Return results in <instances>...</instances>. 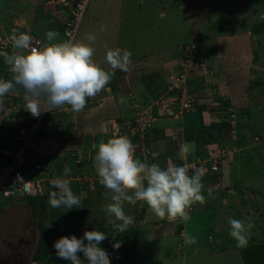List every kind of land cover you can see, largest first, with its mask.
<instances>
[{"label": "rangeland", "instance_id": "rangeland-1", "mask_svg": "<svg viewBox=\"0 0 264 264\" xmlns=\"http://www.w3.org/2000/svg\"><path fill=\"white\" fill-rule=\"evenodd\" d=\"M2 1L5 5L0 9V52H4L2 48H12L10 36L13 29L18 33L24 32L43 39H47L48 31H56L50 27L55 10L51 9V19L37 15L38 7L45 6L44 0ZM258 27L259 32L253 30ZM89 34L96 37L95 43L91 45L95 49L93 61L105 70L111 71L105 60L107 50L119 47L132 53L131 71L125 73L116 70L112 76V82L115 81L117 85L122 83L128 87L127 92L124 93L118 88V91L114 92L110 85H107L104 91L118 95L119 101L124 98L127 105L134 107L133 116H139L143 111L145 124L151 121L149 125L157 126L161 125L164 117L165 120L170 119L172 123H165L161 127L164 128L161 135L164 131H174L175 123L180 125L182 132L187 128L191 134L197 124L196 121L201 118L198 109L195 112L191 108L180 112L172 110L175 101L173 96H178V93L170 95L174 86L184 88L187 83L189 88L191 86L194 88L190 90L194 102L199 106L205 104L214 109L218 108L219 113H210L213 121L220 122L223 119L227 121L228 112L232 113L231 120L235 121L231 122L235 125L236 132L223 129L219 132L218 140L206 139L210 142L202 145L207 150V156L211 151L219 158L225 157L224 159L228 160V164H223L222 160L218 172L210 171L207 167L209 175L206 173L208 175L206 180L202 178L205 185L203 194L206 197L207 189L212 188L215 199L207 197V203L203 206L193 205L190 214L198 216L200 214L193 235H199L200 231L207 232L212 233L214 239V243L210 245L211 254L205 258L206 264H244L240 248L229 236L227 220L229 217L250 218L255 227L249 244L264 241V0H89L73 42L87 44ZM200 38L201 46L193 43ZM54 41L63 39L59 34ZM188 41L191 43L190 46L179 48ZM247 46V51H244ZM197 48L201 50L198 51ZM192 51L199 54L195 56ZM196 57L199 58V62L196 61ZM242 59L245 63L238 67L236 64ZM230 65L236 66L233 68ZM136 66L140 71L136 72ZM224 69H227L228 73H233L239 80L236 82V78H233V82L232 79L229 81L226 78L227 74L223 77ZM153 72L157 73L155 78L160 80H157V85L163 83V93L156 99L145 100L149 93L141 76ZM166 74L169 75L168 79L165 77ZM183 78L185 80L181 85ZM252 81L260 82L253 85ZM203 89H208L205 96L201 95L205 93ZM101 94L102 91L95 98ZM221 97L228 100L229 109H221ZM95 101L97 100L92 102ZM143 102L146 103V108H142ZM238 114L240 116H237ZM64 123V130L58 131L60 136L74 131L70 123ZM127 123L126 120L124 124ZM2 126L5 129L0 128V149L3 146L11 147L17 132L14 125ZM227 132L232 139H228ZM207 134L204 133L199 141L192 138V135L184 139L185 134L183 133L182 137L178 136L177 132L168 133L163 138L159 137L156 148L164 144V150L162 148V153L158 156L159 160L170 157L173 165H187L191 174L192 170L197 168L199 158L191 162L188 158L181 160L178 155L180 146L183 143L194 145L195 151L189 154L194 156L197 147H202L203 136H208ZM156 137L158 134H155ZM129 139L134 142L132 140L134 138ZM150 145L145 143L147 148ZM134 146L136 147V144ZM97 147L92 152L93 157L98 151ZM85 155L89 156L88 150ZM49 168L53 173L58 170L56 165L55 168L51 166ZM88 172L89 176H93L90 167ZM220 173L222 174L216 177ZM216 182L220 184H215ZM44 201L45 207L41 213L37 205L31 208L27 201L6 206L0 212V264H32L31 257L41 236L39 226L67 224L68 221L63 223L62 218L61 223H55L53 217L59 211L49 205L48 199ZM64 213L71 219L74 216L76 221L80 217L78 212ZM148 227L153 237L161 239L160 232L154 231L155 228L151 226ZM167 231L168 227L166 233ZM200 239L202 238H196L203 241ZM153 245L155 247H149L148 255L145 247L139 248L137 255L133 257L134 264H182L178 256L164 260L156 253L157 244ZM193 257L200 255L197 253ZM59 261L62 262L61 259ZM46 264L60 263L51 259Z\"/></svg>", "mask_w": 264, "mask_h": 264}, {"label": "clouds", "instance_id": "clouds-1", "mask_svg": "<svg viewBox=\"0 0 264 264\" xmlns=\"http://www.w3.org/2000/svg\"><path fill=\"white\" fill-rule=\"evenodd\" d=\"M49 1L47 3L52 4ZM62 13L60 10L57 14L59 23ZM51 20L54 22V19ZM59 34L62 37L61 32L48 31L47 39L38 37L43 42L49 43L48 46L38 49L32 46L33 35L18 33L13 29L10 36L11 52H0V56H3L5 61L4 68L6 69L8 65L14 74L11 80H4L7 69L0 75V113L6 111L5 103L10 105L8 97L14 100L13 94L17 86L24 89L25 110L35 118L40 117L44 112L64 108L65 105L70 106L74 112H80L86 107L89 98H94L105 89L116 70L125 73L131 71L133 61L130 51L119 47L107 50L105 60L111 69L108 71L93 61L95 49L91 45L96 40L94 34L88 35L89 43L87 44L73 42L74 40L66 41L63 37V41H54ZM23 52L26 54H22ZM124 102V98H121L120 103ZM49 115L45 117V120ZM28 123L27 120L22 123L4 121L0 124V128L5 129L2 124L14 125L18 132L22 125L27 127ZM41 127L42 125L39 128ZM15 142L16 137L13 145ZM35 147L30 154L29 167L33 170L35 163H41L45 174L47 168L45 163L34 160ZM194 151V145L183 143L178 155L181 160H184ZM94 166L99 183L108 190L106 199L110 200L102 206L101 211L106 214L108 224L112 225L117 233L127 232L134 224L133 217L124 211L125 203L135 206L137 202H145L148 210L157 218L170 222L180 221L185 224L191 218L190 212L193 205L203 206L207 203L203 194L204 168H194L190 174L187 165L170 164L166 168L156 163L149 165L136 158L135 146L126 136L101 142L94 157ZM71 172L72 169L68 166L64 167L62 177H57L50 172L49 174L56 179L51 181L48 191L42 195L26 194L13 199V196H3L0 192V212L6 206L26 201L24 199L29 196H46L51 189H55L49 195V205L52 208L71 210L82 207L81 198L70 187L71 181L68 177ZM36 173L38 172L33 171L29 176L33 177ZM28 184L30 182L26 183V189ZM207 196L215 199L212 188L207 189ZM227 223L229 236L236 241V246L246 248L255 227L251 219L229 217ZM107 238V234L98 229L86 230L81 238L75 235L59 238L54 242L53 247L57 258L70 261L71 264H85V261L87 264H111L109 254L100 246ZM182 238L187 245L197 242L196 238L187 232L182 233ZM119 247L121 243L113 244L114 249ZM78 253H83V259Z\"/></svg>", "mask_w": 264, "mask_h": 264}, {"label": "crops", "instance_id": "crops-1", "mask_svg": "<svg viewBox=\"0 0 264 264\" xmlns=\"http://www.w3.org/2000/svg\"><path fill=\"white\" fill-rule=\"evenodd\" d=\"M97 94L96 96H98ZM118 95L114 93L100 95L97 98L90 99L88 105L83 111L74 112L69 111L70 106L65 105L64 108L56 109L45 120L44 125L37 131L36 143L37 146L34 149L35 161H43L47 166V174L53 173L49 167L58 168L55 170L54 175L57 177L63 176V169L68 166L72 169L68 179H70V187L72 191L81 198L82 207L73 208L71 210H64V208H55L59 211L57 215L53 217L56 220L55 223H63L68 221L67 224H51L46 226L50 229L49 233V248L46 254V259L40 262H33L32 264H46L49 261L54 260L60 264H71L70 261L57 258L56 251L53 247L54 242L63 236L75 235L77 238L83 237L86 230L91 231L98 229L107 234V239L101 243V247L109 254L111 258V264H134V256L137 255L138 249L145 247L147 255L149 254V247H155L153 244H157L156 253L164 260L171 256H178L182 264H206L209 254H211L210 245L214 243L213 236L207 232H201L199 235H193L194 226L199 220V216L196 214H190V220L187 224L180 221L170 222L166 219L161 220L157 218L153 213L148 210V205L145 202H137L135 207H131L128 204L123 205L124 211L127 215H130L134 219V224L131 225L127 232L117 233L112 225L108 224L106 214L101 211L104 204L110 202L106 199V193L108 190L99 183V177L94 166V157L92 153L96 146H99L101 142H107V140L127 135L125 130L126 124L124 122L130 121L133 118L134 107L127 105L126 100L124 103H120ZM97 100L95 102H92ZM119 101V102H118ZM72 112V114H71ZM209 113H204V123H210L213 121ZM65 116H67L65 118ZM71 116V117H70ZM163 118L160 122L161 126L165 123H172L169 120ZM209 121V122H208ZM71 124L74 127V131L69 132L65 136H60L58 131L64 130V125ZM174 123V122H173ZM163 129V128H162ZM179 129V130H178ZM181 127L174 128V131H164L161 135L160 129L155 133L158 137L154 139L153 132H150L149 139H146V144H151L149 153H140L139 149L135 147V156L142 162H146L149 165L156 163L162 168H166L172 162L170 157H164L165 160H159L158 156L164 150V144L157 146V139L163 138L168 133L177 132L178 136H183ZM62 137V139L60 138ZM129 137V136H128ZM65 138V139H63ZM83 139H85L83 141ZM167 139V138H166ZM133 140V139H132ZM85 142H88L86 145ZM135 144V142H133ZM133 144V145H134ZM82 149V151H81ZM87 150L89 156L85 155ZM98 150V147H97ZM49 162L51 164H47ZM90 164V165H87ZM89 167L93 170V176H89ZM78 168V169H77ZM81 172V173H79ZM209 175V173H207ZM205 175L202 177L204 180ZM211 176V175H210ZM218 180V178H217ZM220 181V180H218ZM215 184H220L216 182ZM55 189H51L54 191ZM50 191V192H51ZM50 192L43 198L49 201ZM206 196V200H208ZM66 211L78 212L79 218L73 216L71 219ZM57 213V212H55ZM155 219V220H154ZM153 225V226H152ZM161 225V226H160ZM155 228L154 231H158L162 234L161 239L153 237L149 232V227ZM163 227V228H162ZM166 227L168 231L166 233ZM187 232L189 235L195 238H202L193 245H187L184 243L182 233ZM115 234V236L113 235ZM170 234V235H166ZM211 238V239H210ZM156 240V241H154ZM86 242V241H85ZM121 243V247L118 249L113 248V244ZM199 254L200 257H193L195 254ZM83 259V253H78ZM205 255V257H204ZM203 256V257H202ZM193 258V259H192ZM164 260H162L164 262ZM85 264L87 262L85 261Z\"/></svg>", "mask_w": 264, "mask_h": 264}, {"label": "built area", "instance_id": "built-area-1", "mask_svg": "<svg viewBox=\"0 0 264 264\" xmlns=\"http://www.w3.org/2000/svg\"><path fill=\"white\" fill-rule=\"evenodd\" d=\"M49 2L56 6L64 7L61 10L63 13L60 17L61 34L66 41H73L79 30L89 0H51ZM32 37L33 47L42 49L49 45V43L43 42L38 37ZM22 54L26 53L23 52ZM6 69L7 72L4 80H11L14 74L11 72L8 65ZM184 80L183 78L182 82H180L181 85L184 83ZM174 89H180V91H177L178 103L172 105V110L180 112L191 108L195 100L192 98L186 85L184 88L174 86ZM13 95L14 100L8 97L12 106L5 103L6 111L0 113V124L4 121L22 123L24 120L29 121V123L27 127H23L22 125V127L19 128L16 134L15 145L11 147L4 146L0 149V192L3 196L9 195L13 196V199H18L26 194L42 195L46 193L51 181L56 179L52 174L48 175L47 173H43V166L41 163H35L33 170L29 167L30 154L32 149L36 146V131L44 124L45 117L53 113L56 109L52 112H44L40 117L35 118L24 108V89L17 86V90ZM180 102H182L181 105H179ZM143 118H145V113L142 111L139 116H135L133 120L128 121L125 126L127 132L126 136L134 138L133 140L136 144V148L140 150V153H149V149L145 146L146 139L148 138L146 134L153 124L149 125L150 121L146 123V125ZM217 157L218 155H216V153L210 151L204 160H197L196 166H208L211 171L215 170L214 172H216L219 164L223 160V157H218V160ZM219 160L220 162H218ZM206 163H209V165H206ZM33 171L38 173L30 177L29 174ZM28 182H30V184H28V188L26 189L25 185Z\"/></svg>", "mask_w": 264, "mask_h": 264}, {"label": "trees", "instance_id": "trees-1", "mask_svg": "<svg viewBox=\"0 0 264 264\" xmlns=\"http://www.w3.org/2000/svg\"><path fill=\"white\" fill-rule=\"evenodd\" d=\"M49 0H44V3L43 4H45V6H42L41 5V7H38V9H37V15L38 16H41L42 18H50L51 19V16H52V12H51V9H53V10H55V12H53L54 13V16H53V19H54V22H52V24L50 25V27L51 28H53L54 30H59L58 32H61V25H60V23L58 22V18H57V14H58V12L60 11V10H62L64 7H62V6H57L56 8L52 5V4H50V3H47ZM5 5V2H3L2 0H0V9L3 7ZM49 9H50V11H49ZM59 16H60V14H59ZM262 24V23H261ZM254 31H257V32H259V30H260V27H258V28H255V29H253ZM197 38V37H196ZM199 38V37H198ZM201 40H202V38H200V39H196V40H194L195 42H193V43H195V44H197V46H201V44H202V42H201ZM188 43V44H187ZM185 44V45H184ZM184 44H182V45H180L179 46V48L181 47V48H185L186 46H190L191 45V43H189V41L188 42H186V43H184ZM248 46H249V44H248ZM248 46L247 47H245V49H244V51H247V48H248ZM2 50L4 51V52H7V53H10L11 52V48H2ZM197 50L199 51V50H201L200 48H197ZM193 53H194V55L196 56L197 54H199L197 51H192ZM223 56H220V58H222ZM197 58V57H196ZM140 59V58H139ZM197 62H199V58H197V60H196ZM244 61V59H242L241 60V62L240 63H238V64H236V65H238V67H240L239 65H241V64H243V63H245V62H243ZM222 62V61H221ZM216 64H218V62H216ZM236 65H234V66H232V65H230V66H232L233 68H235V66ZM4 66H5V61H4V59H3V56H0V75L3 73V72H5L6 71V69L4 68ZM221 66V65H220ZM7 67V66H6ZM136 72L137 71H140V68L138 67V66H136ZM225 68V67H224ZM107 70V69H106ZM227 69H224V71H223V77H224V74H227V76H226V78L230 81V79H232V82L234 81L233 80V78L235 79L236 78V82H237V80H239V78L236 76L235 77V75H233V73H228L227 71H226ZM157 73L156 72H153V73H149V74H145L144 76L142 75L141 76V80L143 81V83H144V87H145V89L147 90V92L149 93V94H147L148 96H145V100H151V99H156V98H158L159 96H161V94L163 93V90H162V87H163V83H158V85H157V78H155V75H156ZM165 77L168 79L169 78V75L168 74H166L165 75ZM112 80H113V77L111 78V81H110V83L108 84V85H110L111 86V89H112V91H118V89H120V90H122L124 93H126L127 92V90H128V87H126L124 84H122V83H120V80H122V79H120L119 80V85H117V83H115V81L114 82H112ZM201 80H202V78H201ZM158 81H160V80H158ZM203 81V80H202ZM162 82V81H161ZM253 82V85L254 84H256V83H259L260 81H252ZM186 85H187V83H186ZM153 87H155V89L153 88ZM187 87H188V85H187ZM213 87V86H212ZM211 87V88H212ZM118 88V89H117ZM210 88V87H209ZM188 89H189V93H190V90L192 89H194V88H192V86H191V88H189L188 87ZM208 90V89H207ZM207 90H205V89H203V92H205L204 94H201V95H204L205 96V94L206 93H208L207 92ZM154 91V92H153ZM177 91H180V89L179 90H177V89H173V92H171V94L170 95H172V94H174V93H177ZM195 91V90H194ZM215 93H216V91H215ZM106 94V92L103 90L102 91V94H101V96L102 95H105ZM121 94V93H120ZM191 94V93H190ZM175 97V101H174V103H178V97L177 96H173V98ZM90 99H92V98H89L88 100H87V104L86 105H88L89 103H88V101L89 102H91L90 101ZM144 99V98H143ZM143 107L142 108H146V103H144L143 102ZM171 105V104H170ZM220 107H221V109H225V110H227V109H229V107H230V105H229V103H228V100L227 99H225V97H221V105H220ZM191 109L192 110H194L193 112H195L197 109L199 110V112H200V114H201V118H200V120L198 119L197 121H196V126H195V128H194V130L191 132V134H190V132H189V130L186 128L185 129V131L183 132L185 135V137H184V139H188L191 135V137L192 138H194V139H196V141H199V140H201V138H202V135L205 133H208L207 135L208 136H203V138L204 139H202V140H204L202 143H201V146L202 145H204V144H206V143H209L210 141L209 140H206V139H216V140H218V138H219V132L221 131L222 132V130L224 129H229L228 131H231V130H234L235 132H236V129H235V125H232V120H234V119H232L231 120V117H230V115H232V113H230V111L228 112V114H227V117H228V119H226L227 121H224L225 119H223V116H222V119L223 120H221L220 122H218V121H212V122H210V123H204L202 120H203V115H204V113H209V112H212V113H216V112H218V108L217 109H214V108H212V107H210V106H206L205 104L203 105H198V103H196V102H194L193 103V106L191 107ZM221 109H219V110H221ZM70 111H72L71 109L69 110V111H67L68 113L70 112ZM166 112V111H165ZM185 113H187V112H185ZM219 113V112H218ZM71 114H72V112H71ZM237 116H240V114H238ZM165 118V117H164ZM235 121V120H234ZM233 121V122H234ZM175 125H176V127H180V125H178V124H176L175 123ZM164 126V124H162V126L161 125H153L151 128H149L148 129V131H147V135H148V137H149V134H151L150 132H154V135H153V137L155 136V133L157 132V130L158 129H160L159 130V132L158 133H160L163 129H161V127H163ZM217 133V134H216ZM236 134V133H235ZM152 135V134H151ZM223 135V134H222ZM227 136H228V139H232V136L230 135H228V132H227V134H226ZM237 136H239V135H237ZM183 137V136H182ZM231 137V138H230ZM130 138V137H129ZM131 138H133V137H131ZM150 138V137H149ZM149 138H147V139H149ZM237 138V137H236ZM154 139H155V137H154ZM237 144V143H236ZM206 152H207V150H206V148H204V146H202V147H197V151H196V154L194 155V156H187V158H188V160L191 162V161H193L195 158H199V159H203V158H205V157H207V154H206ZM225 158V157H224ZM223 158V161H224V164H228V160L227 159H224ZM198 159V160H199ZM232 163V162H231ZM208 165V164H207ZM220 166V165H219ZM229 166H231L230 164H229ZM199 167H202V168H204L205 169V173H208L207 171V167L208 166H206V167H204V166H202V165H197V168H199ZM232 167V166H231ZM230 167V168H231ZM210 170V169H209ZM211 171V170H210ZM191 172V171H190ZM216 172H218V171H216ZM220 172V171H219ZM222 173H220V174H217V176L216 177H219L220 175H221ZM205 178H207V176H205ZM229 179H230V176L228 177ZM225 179H226V177H225ZM45 196H43V197H37V196H29V197H27V198H25L24 200H26L29 204H30V206H31V208H33V206H35V205H37L40 209V213H41V211H42V209L45 207V201H44V198ZM42 217V216H41ZM40 224H42L41 222H40ZM39 230H40V232H41V236L39 237V239H38V241H37V244H36V248H35V251H34V253L32 254V257H31V260H32V262H40L41 260H45L46 259V254H47V251H48V248H49V233L51 232L50 231V229H48L47 227H45L44 225H40L39 226ZM240 250V255H241V260H242V262L244 263V264H264V241H260V242H256V243H252V244H248V246L246 247V248H240L239 249Z\"/></svg>", "mask_w": 264, "mask_h": 264}, {"label": "bare ground", "instance_id": "bare-ground-1", "mask_svg": "<svg viewBox=\"0 0 264 264\" xmlns=\"http://www.w3.org/2000/svg\"><path fill=\"white\" fill-rule=\"evenodd\" d=\"M223 158H224V157H223ZM207 164L209 165V163H206V165H207ZM223 164H224V162H223Z\"/></svg>", "mask_w": 264, "mask_h": 264}]
</instances>
